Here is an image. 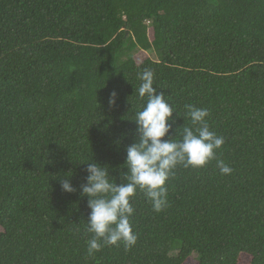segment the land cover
<instances>
[{
  "label": "trees",
  "instance_id": "trees-1",
  "mask_svg": "<svg viewBox=\"0 0 264 264\" xmlns=\"http://www.w3.org/2000/svg\"><path fill=\"white\" fill-rule=\"evenodd\" d=\"M140 51L156 60L136 64ZM144 69L180 115L206 108L225 143L204 167H177L162 211L137 190L133 247L89 255L86 163L107 164L120 183ZM173 117L178 139L190 120ZM241 255L264 264V0H0V264Z\"/></svg>",
  "mask_w": 264,
  "mask_h": 264
},
{
  "label": "clouds",
  "instance_id": "clouds-1",
  "mask_svg": "<svg viewBox=\"0 0 264 264\" xmlns=\"http://www.w3.org/2000/svg\"><path fill=\"white\" fill-rule=\"evenodd\" d=\"M141 81L136 89L138 97L145 103L132 120L136 125L138 139L125 148L126 157L119 172L120 183L110 174L107 164L87 162L85 183L80 185L81 196L88 198L87 231L92 233L88 243V254L101 250L104 245L133 247L138 239L131 217L134 215L132 198L137 190L143 191L155 212L167 207V182L178 166L202 168L213 159L225 143L224 137L210 130L206 108L184 105L180 115L174 110L162 92L154 87V73L144 69L138 73ZM110 104H115L116 93L110 94ZM177 117L188 118L177 136L170 135ZM165 137H167L165 139ZM119 143V141H117ZM222 175L231 174L232 169L223 161H217ZM64 192L76 189L69 180L61 183Z\"/></svg>",
  "mask_w": 264,
  "mask_h": 264
},
{
  "label": "rangeland",
  "instance_id": "rangeland-1",
  "mask_svg": "<svg viewBox=\"0 0 264 264\" xmlns=\"http://www.w3.org/2000/svg\"><path fill=\"white\" fill-rule=\"evenodd\" d=\"M146 58H150L151 60H156L154 54L152 53H145V52L140 51V52H135L134 54V60L136 64H140ZM249 261H250V258L248 256L241 255L239 258L238 264H249ZM187 264H194L193 258L192 260H189Z\"/></svg>",
  "mask_w": 264,
  "mask_h": 264
}]
</instances>
